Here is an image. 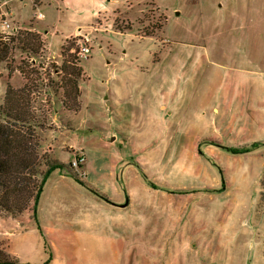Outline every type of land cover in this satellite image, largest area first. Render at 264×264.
Listing matches in <instances>:
<instances>
[{"label": "rangeland", "instance_id": "rangeland-1", "mask_svg": "<svg viewBox=\"0 0 264 264\" xmlns=\"http://www.w3.org/2000/svg\"><path fill=\"white\" fill-rule=\"evenodd\" d=\"M39 1H8L7 19L18 31L26 28L13 20L54 31L48 40L43 37L41 52L17 49L14 58L16 64L25 56L36 59L38 73L30 75V84L36 85L33 105L42 122L41 152L64 163L72 178L53 170L37 208L51 205L49 197L57 191L65 195L80 224L100 227L103 242L113 240L117 264H264V0H68L61 9L54 0ZM153 2L167 17L163 34L157 27L163 14ZM129 4L136 6V12L127 9L132 20L119 12ZM226 4L238 10L237 20L221 12ZM38 11L43 18L36 19ZM79 23L91 27L81 33L91 49L87 60L80 59L83 108L76 115L80 103L56 116L68 75L54 72L52 61L61 66L70 52L54 59L45 47L59 52L64 36ZM129 24L128 32L114 31ZM136 30L154 32L158 39L140 40ZM162 38L170 45L163 46ZM76 47L77 42L72 52ZM233 69H246L248 82L235 78ZM228 86L240 90L233 107L225 102L229 96L215 93ZM173 92H178L174 102ZM74 103L69 98L71 107ZM211 107L220 111L215 118ZM76 157L84 158L77 167ZM85 165L96 187L85 178ZM105 174L112 194L129 191L127 207L120 205L125 201L116 207L103 200L114 196ZM86 192L89 197L72 204L73 195ZM27 213L0 222V260H18L16 252L31 260L28 245L43 248L40 241L17 242L16 234L29 225ZM89 241H79L75 260L93 249Z\"/></svg>", "mask_w": 264, "mask_h": 264}, {"label": "trees", "instance_id": "trees-1", "mask_svg": "<svg viewBox=\"0 0 264 264\" xmlns=\"http://www.w3.org/2000/svg\"><path fill=\"white\" fill-rule=\"evenodd\" d=\"M157 27L160 30L162 23ZM131 28L129 24L123 28L118 27L117 30L124 32ZM153 33L145 31L143 35L148 37L153 36ZM75 37L66 39L65 43L68 45L62 46V56L69 51L70 59L64 58L61 66L52 61L54 72L58 73L60 69L68 75L64 85L60 86L64 91V100L61 101L67 110H74L81 103L78 104L79 80L84 74V68L76 54L78 47L74 52L71 49L79 38ZM17 49L36 55L44 49L42 34L29 29L20 30L5 41L0 33V64L6 63L9 76L14 71H19L26 79V83L20 88H13L8 83L4 100L0 104V216L18 218L22 213L32 211L33 217L37 219V203L47 177L53 170H63L66 166L58 160L51 162L41 152L38 128L42 127V122L38 120L40 117L33 105L32 93L36 85L33 82L30 84V75L38 73L35 69L36 59L25 56L16 64L14 51ZM69 98L74 99V107L68 104ZM50 259L51 252L43 264H49ZM0 264L19 262L15 259H5L0 260Z\"/></svg>", "mask_w": 264, "mask_h": 264}, {"label": "crops", "instance_id": "crops-1", "mask_svg": "<svg viewBox=\"0 0 264 264\" xmlns=\"http://www.w3.org/2000/svg\"><path fill=\"white\" fill-rule=\"evenodd\" d=\"M41 1L42 0H40L39 2H41ZM66 1H68V0H54L53 2L56 4L57 8L61 9V7L63 5L62 3L66 2ZM97 1H99V0H97ZM236 1L239 2L241 0H236ZM141 2H144V1H138L136 3V5L141 3ZM194 2L197 3V2H199V0H194ZM153 3L156 5L155 2H153ZM134 5L135 4H129L126 6L124 11H119V10H117V11H119L120 14L127 13V15H124V17L130 18L128 15V13L130 11L127 12V9L131 8L132 11L136 12V9H134L136 6H134ZM157 7L161 11L160 7L159 6H157ZM220 7H223V6H220ZM224 11H227V14L231 17V19L237 20L239 17L238 10L228 8L227 4H226L225 8H223V10H221V12H224ZM113 12H116V11H113ZM162 14H163V21H161L162 27L160 29V32L163 34V27L165 25L164 23H166V21H167V17L164 15V12H162ZM35 17H36V15H35ZM36 19H37V17H36ZM11 20H13V18H11ZM13 22L16 23L17 25H19L21 28H26V29H29L30 31H36V32L41 33L42 38L45 37L47 40H48V35L50 32H51L50 35L54 34L53 30H51V31L48 30L49 29L48 26H46L47 29H45V30L43 29L44 26H38V28H35L33 25L34 23H32L31 21L27 25H20L15 20H13ZM89 28H91L90 25H85V24H80V23L77 24L76 29L73 32L64 36V39L61 41V47H60L59 52H57V53L53 52L51 50V48L49 47V45H47L45 47L46 54L52 55V57L54 59H56V57H61L62 46L64 45V42L66 41V39L70 38L71 36H76L78 34L82 35L81 33L83 31H88ZM134 29L130 32H133ZM111 30H113V29H111ZM114 31L115 32H121V31H116L115 29H114ZM136 31H137L136 37H139L140 40L147 37L146 35L144 36L143 34L139 35L138 30H136ZM125 32H128V31H124L121 33H125ZM147 38L156 40V39H158V36H148ZM159 41L162 42L165 40L162 38V40L159 39ZM164 45L169 46L170 42L165 41V42H163V46ZM180 45H183V43H180ZM204 58L209 59V55L204 56ZM87 59L88 58H86V60ZM160 60H161V58H158L155 60V62H159ZM57 62H59V61L57 60ZM2 64H3V67L0 69V103L4 100L6 85L8 83H10L13 88H20L26 83V79L24 78V76L19 71H14L9 76L6 63L3 62L0 64V66ZM83 68H84V66H83ZM236 70L238 71V73L235 75V78H243V79H246V81L248 82V74H250V73L246 69H239V70L233 69V73ZM235 78L233 79V81L235 80ZM81 86H82V84H80V86H79L80 91H82ZM239 91L240 90L236 89L234 86H231V87L228 86V88L226 90H223V91L222 90H216L215 93H216V95L225 94L226 96H229L227 98L225 97V102L230 107H233L232 106V98L234 95H238L237 93ZM250 91L251 90H248L249 93H250ZM177 93L178 92H173V95H171V97H172L171 100H173V102L175 101ZM209 94H212V92H209ZM244 95L245 94H243V96ZM81 96H82L81 109L79 110V112H77L76 115H78L82 111V108H83L82 107V105L84 103L83 94ZM62 103L63 102L60 99V103H59L58 108L56 110L53 109L54 115L57 116L59 113H60V115L61 114L64 115L66 113L67 114L71 113L69 110L64 108ZM157 107L159 108V110L161 112H163L166 108V105L161 104ZM248 108L249 107L241 108L239 111L247 112ZM219 112H220L219 109H214L211 107V114H212L213 118L217 117L219 115ZM236 112H238V111H236ZM236 112H234V114L231 115V117H230L232 123L236 122V115H235ZM73 114L74 113H72V115ZM48 148H49V150H50V148H52L51 149V151H52V150H54L55 147H54V145L51 144V145H48ZM87 167H88L87 165H85L83 167L85 169L84 176L87 180H90V184H92L93 187L94 186L96 187L98 184L97 180H93L92 177H90L89 173L87 172L88 171ZM63 170H60V176L62 179L67 180L70 175L68 176V174H65V172ZM105 176L109 180V178L107 177L106 174H105ZM70 178H72V177L70 176ZM69 180H71V179H69ZM72 180H74V179H72ZM74 182H75V185L78 184L76 178H75ZM107 183H108V181H107ZM108 185L110 186L109 187V190H110L109 195H111L112 194V192H111L112 183H110V180H109ZM115 185L116 184H114V187L117 188ZM129 187H131L130 184H129ZM102 192L107 194L105 191H102ZM82 193H84V192H82ZM93 193L98 195L94 191H93ZM54 194H55L54 196L52 194L49 197V202H51L50 203L51 205H47V206L43 207V209L41 207H39V205H38V208L36 210V216H37V220L35 221L36 223H33V221H32L33 220V212L31 211L32 215L30 214V211H27L29 213L26 212L30 217V220L28 222L29 225H28V227L24 228V230L21 231V233L16 234V235H19L17 242H20V243L24 242L25 244L28 245V243H30L32 241H35V242L40 241L41 245H43V248H38V247H36V245L31 246L29 244L28 247L30 246V248H28V250L30 251L29 254H30L31 260H29L28 258H26L22 255L17 254V252H16L15 255L19 261V264H43L48 259L49 252H51V259H50L49 264H117L118 263L117 262V249H115V245L112 242L113 240L108 241V239H106V241H108V242H103L102 238H104V237L102 236L103 232L101 231L100 227L98 229L93 228V225H91V223L88 224V222H84V224H80L81 223L80 220L77 217H75V212L77 211V209L75 207L71 206V204L66 205L67 201H66L65 195H61L58 191L55 192ZM112 195H114V196H112V198L111 197L107 198L104 195L102 196V198L104 201L109 203V205L114 204V206H116V207L119 205V203H122L123 201H125L123 204H127V205L123 206V204H120L121 206L127 207L129 205L128 201L130 198V193L126 189L125 190L122 189V192H120L119 189H116V193L113 192ZM79 196H81V199L83 200L86 198V196L89 197V194H88V192H86V194H84V195L80 194V193H78L77 196L73 195L72 204L76 205V204H80L82 202ZM42 199H43V196H42ZM110 199H112V200H110ZM40 202H42V200ZM26 213H22V215L26 216ZM18 219L19 218L7 217V215L0 216L1 224L3 222L8 223L9 221H17ZM35 226H36V229H34ZM81 239L83 241L90 240L89 244L93 245V249H91V247L88 248L87 253L83 252L82 255H80V257H79V260H75L74 256L77 254V248L76 247L78 246L77 244H79V241ZM47 241H50V243H52L51 251L47 250V247H46V245L48 243ZM60 243H61V245H58ZM55 244H57L58 246ZM102 245H104L105 251L101 250ZM109 247L113 248L112 249L113 255H110L108 253L107 250Z\"/></svg>", "mask_w": 264, "mask_h": 264}, {"label": "built area", "instance_id": "built-area-1", "mask_svg": "<svg viewBox=\"0 0 264 264\" xmlns=\"http://www.w3.org/2000/svg\"><path fill=\"white\" fill-rule=\"evenodd\" d=\"M8 1L9 0H0V33L2 36L3 40H9L10 36H14L18 33V28L13 27L12 24L8 21L7 19V15H9L10 13L7 12L6 9H8L7 5H8ZM36 17L37 19L43 18L44 14L41 11H38L36 13ZM79 37V35H76ZM77 37V38H78ZM81 38L76 39L77 42V56L80 59L83 58H87V56H89V54L91 53V49L90 47L87 45V41H89L88 37L85 35L80 36ZM47 61H50V58L47 57ZM49 63V62H48ZM84 160V158H74L72 161V164L74 166H78L82 161Z\"/></svg>", "mask_w": 264, "mask_h": 264}, {"label": "water", "instance_id": "water-1", "mask_svg": "<svg viewBox=\"0 0 264 264\" xmlns=\"http://www.w3.org/2000/svg\"><path fill=\"white\" fill-rule=\"evenodd\" d=\"M124 205L126 206L127 204H123V206H124Z\"/></svg>", "mask_w": 264, "mask_h": 264}]
</instances>
